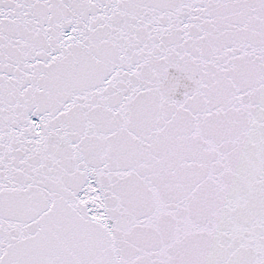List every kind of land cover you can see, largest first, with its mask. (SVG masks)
<instances>
[{"label": "snow or ice", "instance_id": "snow-or-ice-1", "mask_svg": "<svg viewBox=\"0 0 264 264\" xmlns=\"http://www.w3.org/2000/svg\"><path fill=\"white\" fill-rule=\"evenodd\" d=\"M0 264H264V0H0Z\"/></svg>", "mask_w": 264, "mask_h": 264}]
</instances>
